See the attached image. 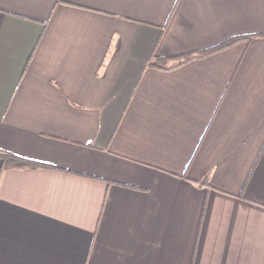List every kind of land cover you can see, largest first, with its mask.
<instances>
[{
  "label": "crops",
  "instance_id": "crops-1",
  "mask_svg": "<svg viewBox=\"0 0 264 264\" xmlns=\"http://www.w3.org/2000/svg\"><path fill=\"white\" fill-rule=\"evenodd\" d=\"M0 150V264H264V0H0Z\"/></svg>",
  "mask_w": 264,
  "mask_h": 264
},
{
  "label": "trees",
  "instance_id": "trees-1",
  "mask_svg": "<svg viewBox=\"0 0 264 264\" xmlns=\"http://www.w3.org/2000/svg\"><path fill=\"white\" fill-rule=\"evenodd\" d=\"M249 36H241V37H235V38H232L226 42H223L213 48H210V49H207V50H204V51H201V52H197V53H191V54H188V55H184V56H180V57H172V58H162V57H155L150 63H149V66L151 67H155V68H172V67H176V66H179L187 61H190L192 59H195V58H203V57H206L212 53H215L217 51H220L224 48H227L241 40H244V39H248ZM169 59H173V60H177V64L175 66H172V67H166V64H167V61ZM0 159L2 161V167L3 168H6V167H9V168H24V167H33L34 164L28 160H25V159H22L20 157H17L13 154H11L10 152H7V151H4V150H0ZM204 184L206 183L203 182Z\"/></svg>",
  "mask_w": 264,
  "mask_h": 264
}]
</instances>
